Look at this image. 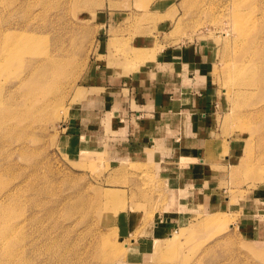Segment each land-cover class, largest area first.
Segmentation results:
<instances>
[{
	"label": "rangeland",
	"instance_id": "rangeland-1",
	"mask_svg": "<svg viewBox=\"0 0 264 264\" xmlns=\"http://www.w3.org/2000/svg\"><path fill=\"white\" fill-rule=\"evenodd\" d=\"M242 1L264 29V0ZM235 2L0 0V228L13 232L0 264H264V84H250L246 63L264 42L236 32ZM182 48L204 61L213 135L172 238L147 244L164 180L113 148L112 119L115 132L69 127L88 113L102 66L135 74Z\"/></svg>",
	"mask_w": 264,
	"mask_h": 264
},
{
	"label": "crops",
	"instance_id": "crops-1",
	"mask_svg": "<svg viewBox=\"0 0 264 264\" xmlns=\"http://www.w3.org/2000/svg\"><path fill=\"white\" fill-rule=\"evenodd\" d=\"M190 51L182 48L178 54L162 56L152 67L135 74L124 75L102 66L94 77L97 83L87 86V91H92L86 104L88 113L69 127V133L77 135L82 133L81 124L115 132L111 126L116 123L117 135L108 142L121 157L152 163L169 192L168 207L173 201L172 190L178 189L177 204L183 205L182 209L189 204L181 199H194L195 187L203 182L207 161L202 148L213 135L217 110L215 97L211 98L200 79L204 61ZM94 139L101 143L98 136ZM224 157L229 160L228 155ZM174 208L160 213L147 244L175 230L172 224L178 211Z\"/></svg>",
	"mask_w": 264,
	"mask_h": 264
},
{
	"label": "bare ground",
	"instance_id": "bare-ground-1",
	"mask_svg": "<svg viewBox=\"0 0 264 264\" xmlns=\"http://www.w3.org/2000/svg\"><path fill=\"white\" fill-rule=\"evenodd\" d=\"M244 6H245V4H244V1H242V0H236L235 4L233 6V11L231 13V17L233 18L232 22L235 26L236 32H238V34L244 35V33L246 31L252 29L254 36L260 37L261 43L264 42V38H263L264 29H261L262 27H260V29L255 28L254 18L252 19L251 22L245 18ZM262 9L264 11V6H262ZM258 34H260L261 36H259ZM247 49H248V51H252V52L256 51L258 49V44L254 43V45L252 47L248 46ZM238 55H235L237 57L238 61L240 59L241 60L244 59V52L242 54H240L239 56ZM246 58H247L246 63L248 65L247 70L250 72V75H251L249 78L250 84L251 85H257L258 83L264 84V50L257 51L256 53H254L252 55L246 54ZM228 79H230V76L228 77ZM81 141L83 142L82 139H81ZM108 197H112V196H108ZM179 197H180V195H179L178 189H176V190L173 189L172 195H171V198L173 201H172V203H169L171 206L168 207V203H166V206L164 207V209H169V208L172 209L176 206V208H174V209L179 210V212L182 213V211L185 209H182L183 205L181 206L179 203L177 204ZM254 207H255L254 212L258 213L260 206L257 205ZM13 228H14V226H12L11 229H13ZM12 234H13V232L9 231L8 228H6V227L2 228V229L0 228V249H3L4 247H6L4 245L5 244L4 241H7L6 238L10 237V235H12ZM168 238H172V233L168 234ZM134 248L135 249L133 250V252H138V250H139L138 247H134ZM3 250H12V249L6 248ZM44 250H46V249H44Z\"/></svg>",
	"mask_w": 264,
	"mask_h": 264
}]
</instances>
